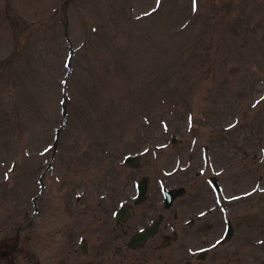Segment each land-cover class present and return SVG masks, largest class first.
<instances>
[{"label": "rangeland", "instance_id": "obj_1", "mask_svg": "<svg viewBox=\"0 0 264 264\" xmlns=\"http://www.w3.org/2000/svg\"><path fill=\"white\" fill-rule=\"evenodd\" d=\"M193 9L0 0V264H78L81 244L143 224L161 186L185 188L168 223L179 208L212 225L208 264H264V0Z\"/></svg>", "mask_w": 264, "mask_h": 264}, {"label": "flooded vegetation", "instance_id": "obj_2", "mask_svg": "<svg viewBox=\"0 0 264 264\" xmlns=\"http://www.w3.org/2000/svg\"><path fill=\"white\" fill-rule=\"evenodd\" d=\"M176 198L169 208H164V196L161 193L160 200L154 202L147 209V213L143 215V224L128 234L125 240H119L120 234L119 236L113 234L112 240L93 242L89 248L85 243L81 244L80 255L76 258L78 264H208L213 258V248L209 249L208 247L200 251H197L196 248L199 239L204 242L203 239L212 231V225L207 220L208 224L206 223V225L195 224V219L180 222L178 219L181 218L182 210L179 208L172 213V222L168 223L167 216L163 211L169 212ZM135 200L136 196L132 201L134 206L141 205L148 201V195L146 194L145 200L138 204H135ZM123 206L128 211L124 218L120 219L116 214L119 207L114 213L116 223L121 231L122 226L135 215L130 206ZM176 220L179 223H175ZM197 220H201L200 214ZM138 221L136 224L139 223ZM157 221L159 224L156 230L149 234L141 244L131 242L135 233L153 226ZM227 221L231 222L229 219L225 221L222 239L223 242L229 243L234 236V227L231 222L232 232L225 237ZM122 232L126 233L125 230Z\"/></svg>", "mask_w": 264, "mask_h": 264}, {"label": "water", "instance_id": "obj_3", "mask_svg": "<svg viewBox=\"0 0 264 264\" xmlns=\"http://www.w3.org/2000/svg\"><path fill=\"white\" fill-rule=\"evenodd\" d=\"M63 116H65V112L63 113ZM174 140V138H172ZM124 162L128 165H137L139 162V156L138 155H129L124 158ZM209 184L215 189V191H219L220 187L218 184V180L215 176H211L208 178ZM147 182L148 178L147 176H142L140 180L136 184V200L135 204H138L145 200L146 193H147ZM161 192L164 196V208H169L173 202V200L181 196L184 192V187H178V188H167L166 186L161 187ZM128 211L124 206H120L118 210L116 211L117 216L122 219L127 215ZM159 224V221H157L153 226L148 227L146 229H142L134 234V236L131 239V242L136 244H141L144 239L151 233H153L157 226ZM232 232V225L230 221H227V229L225 233V237H227Z\"/></svg>", "mask_w": 264, "mask_h": 264}, {"label": "snow or ice", "instance_id": "obj_4", "mask_svg": "<svg viewBox=\"0 0 264 264\" xmlns=\"http://www.w3.org/2000/svg\"><path fill=\"white\" fill-rule=\"evenodd\" d=\"M158 3H159V0H158ZM193 10H194V11L196 10V9H195V0H194V9H193Z\"/></svg>", "mask_w": 264, "mask_h": 264}]
</instances>
